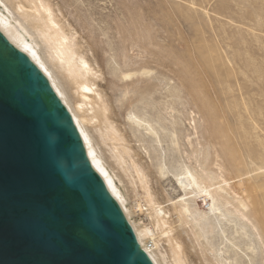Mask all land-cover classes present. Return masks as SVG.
Listing matches in <instances>:
<instances>
[{
  "label": "rangeland",
  "instance_id": "obj_1",
  "mask_svg": "<svg viewBox=\"0 0 264 264\" xmlns=\"http://www.w3.org/2000/svg\"><path fill=\"white\" fill-rule=\"evenodd\" d=\"M44 1L92 69L95 85L81 114L103 110L121 141L101 140L102 114L85 126L119 180L130 221L154 230L161 264H175L173 247L185 264H232L234 251L240 264H264V0ZM2 2L14 18L31 11L23 0ZM112 145L128 152L127 165L114 161ZM130 162L145 176L152 206ZM176 165L204 170L228 209L245 204L240 249L215 234L210 245L196 240L199 227L181 209L205 212L209 198L190 197L172 172Z\"/></svg>",
  "mask_w": 264,
  "mask_h": 264
},
{
  "label": "water",
  "instance_id": "obj_2",
  "mask_svg": "<svg viewBox=\"0 0 264 264\" xmlns=\"http://www.w3.org/2000/svg\"><path fill=\"white\" fill-rule=\"evenodd\" d=\"M0 264H153L69 111L1 32Z\"/></svg>",
  "mask_w": 264,
  "mask_h": 264
},
{
  "label": "bare ground",
  "instance_id": "obj_3",
  "mask_svg": "<svg viewBox=\"0 0 264 264\" xmlns=\"http://www.w3.org/2000/svg\"><path fill=\"white\" fill-rule=\"evenodd\" d=\"M23 1H25V3H27L30 7L29 10H31V13H26V11L22 14L21 12L19 13V11L22 10L23 5H19L17 2L18 5L13 8L15 10L14 12L19 13V16L14 18L13 12L5 6L2 0H0V5L3 6L2 8H4L6 12V14H4L0 9V32L6 37L11 45L27 55L46 77L52 90L67 108L72 117V120L84 143L88 163L93 167L98 175H100L108 192L119 204L125 219L134 232L140 248L147 254L153 264H161L163 259L159 258L155 251L157 243L153 240L154 230L152 231V229L150 230L146 226H136L130 221V210L128 211V208H126L124 194H122L116 184V180L118 182L119 180L117 176L114 175L113 171H111L107 166L102 153H100L98 146L92 137V134H90L89 130L85 126V122L91 121L93 118H96V115H98L96 114L95 116L86 119L84 113L81 114L84 112V107L90 104L87 96L89 92H92V87L95 85L89 78V76L93 74L88 61L76 48L74 36L60 27L47 2L44 0ZM26 21L31 24L28 22L25 24ZM53 68H55L58 72L60 71V73H58L55 69L54 70L57 73L54 72ZM68 88L74 90V95L77 94V96H79L78 101L76 100L75 103H73V100L71 101L69 97L70 94L68 95ZM101 114L103 127L100 128V130L102 129L101 131L98 130L101 140L120 142L121 137L117 135L108 119L104 117L103 110L98 116H101ZM148 129L152 131L150 126H148ZM151 133L156 135L155 132ZM113 147L110 152L113 154L112 157L114 161L120 167H122V165H127L126 157H128V152L122 149V147V150L120 151L116 149V146L114 148ZM129 167L132 169L137 181L140 183V189L145 192L144 198L146 203L152 206L153 200L152 196L147 191V181L145 182V176L133 162H130ZM125 168L128 170V167ZM172 172L176 175V180L184 186V188L186 187L188 189L191 194L190 197L206 195L204 197L209 198L207 210L201 213L197 212L194 208H190L182 204L184 206L182 207L181 212H184L186 217L196 223L199 227L198 233L195 234L196 240L202 237L206 240V244L210 245L213 239L212 237H208V235L215 234L218 235L220 239L224 238L228 240L233 247H236V249H240V242L238 239L247 235L246 229L242 223V218H244L242 208L245 207V204L242 202L239 204V201L238 206L233 209H228L227 205L230 204V202L223 197V194V196L221 195V187L218 185L217 190H211L215 188H211L214 183L212 184L209 182L204 170H202L201 175H199L187 167L176 165L173 167ZM188 196L189 195H187V197ZM153 211L154 213L157 212L154 208ZM249 222L250 237L248 250L251 252L253 257L255 254L254 247L256 246L252 241L254 230H256L255 210L250 216ZM156 225L157 227H160L158 222ZM229 229H232L233 231L231 232L230 237L226 238V234ZM162 233H164V231H162ZM207 238H209V240ZM235 239H237L236 242ZM219 254H221L220 250ZM172 257L175 264H185L179 252H177L174 247L172 248ZM230 258L232 260V264H240V255L238 251H234ZM217 261L218 259H216V262Z\"/></svg>",
  "mask_w": 264,
  "mask_h": 264
}]
</instances>
